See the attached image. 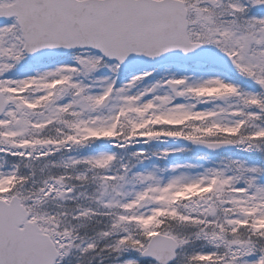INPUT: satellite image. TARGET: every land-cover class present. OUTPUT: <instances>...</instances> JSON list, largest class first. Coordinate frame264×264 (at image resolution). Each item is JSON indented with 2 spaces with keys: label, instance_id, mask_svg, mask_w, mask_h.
<instances>
[{
  "label": "snow or ice",
  "instance_id": "1",
  "mask_svg": "<svg viewBox=\"0 0 264 264\" xmlns=\"http://www.w3.org/2000/svg\"><path fill=\"white\" fill-rule=\"evenodd\" d=\"M0 264H264V0H0Z\"/></svg>",
  "mask_w": 264,
  "mask_h": 264
}]
</instances>
